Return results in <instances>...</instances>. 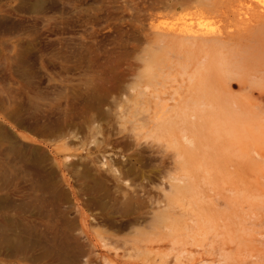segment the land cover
I'll return each instance as SVG.
<instances>
[{
  "label": "rangeland",
  "instance_id": "374dc122",
  "mask_svg": "<svg viewBox=\"0 0 264 264\" xmlns=\"http://www.w3.org/2000/svg\"><path fill=\"white\" fill-rule=\"evenodd\" d=\"M197 3L0 0V214H11L0 224L7 226L3 238L21 239L11 246L2 239L0 264H140L123 256V238L160 213L170 184L181 186L185 201L207 192L195 159L176 168L171 155V95L185 94L178 68L161 73L165 82L157 76L164 88H151L168 100L164 111L156 107L167 129L160 145L144 139L141 123L146 52L162 60L174 42L168 33L223 25L195 12ZM232 88L237 92L238 82ZM151 107L153 113L154 101ZM85 228L110 236L111 244L87 237Z\"/></svg>",
  "mask_w": 264,
  "mask_h": 264
},
{
  "label": "bare ground",
  "instance_id": "6f19581e",
  "mask_svg": "<svg viewBox=\"0 0 264 264\" xmlns=\"http://www.w3.org/2000/svg\"><path fill=\"white\" fill-rule=\"evenodd\" d=\"M195 1L203 4L197 3L195 12L223 25L215 31L186 27L168 33L174 42L170 57L162 60L154 62L151 51L146 52L148 80L142 90L141 123L146 141L161 140L167 129L156 107L163 110L168 100L163 103L160 91L154 89L164 86L156 78L165 69L169 73L168 69L178 68L185 94L182 91L174 98L172 93L174 101L170 98L177 109V134L171 141L177 150L171 155L176 156V168H187V156L194 158L210 185L206 193L198 191L185 201L181 186L171 183L160 213L144 219L142 230L133 237L123 238V256L139 258L140 264H264V4L260 0ZM161 33L165 31L157 38ZM161 76L165 82L167 78ZM235 82L237 92L232 88ZM153 101L157 111L152 113ZM19 216L18 223L29 224ZM6 230L5 223L0 224V243L2 239L9 246L20 242V237L3 238ZM84 233L105 246L111 244L110 236L93 235L88 228ZM132 260L112 259L105 264H139Z\"/></svg>",
  "mask_w": 264,
  "mask_h": 264
}]
</instances>
